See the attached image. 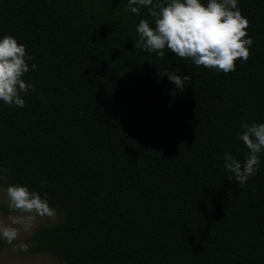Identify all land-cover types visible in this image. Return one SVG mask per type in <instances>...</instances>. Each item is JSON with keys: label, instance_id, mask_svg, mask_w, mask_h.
<instances>
[{"label": "trees", "instance_id": "16d2710c", "mask_svg": "<svg viewBox=\"0 0 264 264\" xmlns=\"http://www.w3.org/2000/svg\"><path fill=\"white\" fill-rule=\"evenodd\" d=\"M127 5L0 0V36L25 46L34 86L22 108L0 102V186H26L58 218L30 252L60 264H264V153L243 188L223 167V153L242 162L248 151L241 124L264 122V0H238L252 44L227 73L143 50L136 25L155 17ZM167 71L190 76L182 91Z\"/></svg>", "mask_w": 264, "mask_h": 264}, {"label": "clouds", "instance_id": "9594fccd", "mask_svg": "<svg viewBox=\"0 0 264 264\" xmlns=\"http://www.w3.org/2000/svg\"><path fill=\"white\" fill-rule=\"evenodd\" d=\"M153 0H128L125 9L139 14V7L148 8L155 17L154 27L141 19L136 32L143 50L163 56L167 48L175 56L188 59L196 66L215 68L225 73L234 69L236 59L247 60L248 48L252 44L246 37L247 18L241 15L238 0H167L165 5L153 11L148 7ZM25 46L11 35L0 36V102L22 108V94L33 89L32 83L22 78L29 71ZM35 70L36 65L33 64ZM168 81L175 90H183L189 75L167 71ZM238 139L247 148L243 161H238L229 152L223 153V167L232 174L235 182L243 188L248 178L253 176L260 164L259 155L264 153V122L242 123ZM8 207L22 213L43 215L49 213L47 202L36 192L24 185H9L6 189ZM16 221L13 220L12 224ZM17 229L0 226V238L11 243Z\"/></svg>", "mask_w": 264, "mask_h": 264}, {"label": "rangeland", "instance_id": "374dc122", "mask_svg": "<svg viewBox=\"0 0 264 264\" xmlns=\"http://www.w3.org/2000/svg\"><path fill=\"white\" fill-rule=\"evenodd\" d=\"M5 187L0 186V226H11L17 229V235L11 243L5 239L6 246L0 251V264H60L58 258L53 255L33 254L29 249V239L39 228L53 225L58 222V218L49 214H31L32 219L26 217L29 214L18 213L7 215L2 207L8 206V197ZM15 220L16 223L12 224Z\"/></svg>", "mask_w": 264, "mask_h": 264}]
</instances>
